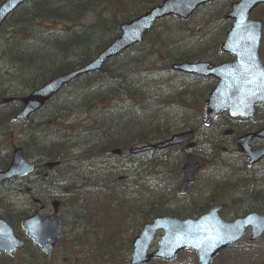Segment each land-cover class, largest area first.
Instances as JSON below:
<instances>
[{
	"label": "trees",
	"instance_id": "16d2710c",
	"mask_svg": "<svg viewBox=\"0 0 264 264\" xmlns=\"http://www.w3.org/2000/svg\"><path fill=\"white\" fill-rule=\"evenodd\" d=\"M160 1L25 0L7 17L0 28V31L5 30L1 37L3 44L0 49V61L8 66L5 73L7 80H4V75L0 73V97L13 88L7 86L6 82L15 83L22 90L28 91L55 74L85 64L117 35L119 23L137 16ZM132 6H140L143 9L129 14V8ZM92 10H96L98 16L92 22L84 24L81 20ZM187 21L174 17L161 20L146 35L141 45L143 47H133L110 60L101 72L87 74L73 81L70 85H74L78 92L73 97H67L66 101L69 100L81 108L88 117L80 125L73 124L76 126L73 131L67 132L60 129V125H56L58 139L50 143L45 157L59 159L61 165L71 157L90 156L100 160L113 149L119 148L126 152L135 145L168 137L172 124L170 125L167 119V112L172 108L177 107L182 117L190 112H196L198 115L203 93L194 84L190 87L184 83V80L197 79L178 76L169 69L171 62L198 60L203 56V51L196 52L192 49L201 39H188L182 46H178V38L174 41L175 32L181 33ZM44 22L58 26L53 27ZM217 40L213 42L211 49L217 47ZM145 45L150 47L151 53H141V49L145 51ZM154 54L162 55L159 62L150 59ZM131 71H134V75L129 73ZM177 77L180 78L175 81ZM13 90L16 93L14 88ZM58 97L59 94L54 96L45 107L52 105L59 111L65 110V106H60ZM185 101H189V104ZM188 106L192 109H187ZM6 113L7 109L0 110V125H10L12 118H7ZM29 124L30 130L18 133V143L28 157L38 158L37 149L33 153L32 146L42 141L37 133V125L33 122ZM73 132L76 133L75 136L72 135ZM37 147L40 149L38 145ZM195 150L212 162L211 169L217 170L218 159L224 155L225 148L217 140L199 138ZM173 152L160 151L161 156L154 162L147 159V154H125L118 164L107 168L105 176L111 175L110 178H97L95 175L96 180L90 185L87 178L80 174V167L59 172V165L55 169L58 175L54 179L49 177L41 181L38 190H34L30 176L2 185L0 200H4L13 192L23 193L27 198L35 196L58 199L62 206L67 207L70 222L76 230L70 234L75 245L69 251L73 259L96 264H113L114 255L113 258L103 261V253H113L114 250L110 247L115 245L118 250L124 246L128 252L130 239L124 241L120 238V223L129 215H139L142 222H145L155 215L184 217L198 212L192 209L191 205L186 207L187 209L178 206L174 209L166 208L164 203L159 201L160 197H157V193L162 192L164 186L171 184L168 177L159 170L170 161V156L174 159L176 169L180 164V156H173ZM8 162V154L0 149V169L5 168ZM243 180L244 182L227 188L221 187L218 191L213 187L214 198L210 201H215V198L220 201L228 198L231 204L239 207V212H245L247 208L264 212V176L250 174ZM65 182L69 187L64 186ZM210 183L212 181L209 180L206 185L211 186ZM151 187L154 188L152 195L148 191ZM128 188L131 190L126 195L125 190ZM256 190L261 192L256 201L238 205L250 191ZM208 201L204 206L210 204ZM12 215L13 213H9L7 217L12 219ZM21 215L18 213L15 216L19 219ZM29 245L39 253L35 245ZM42 256L44 257L43 254ZM65 259L71 260L67 256ZM26 261L22 257L20 261L15 262L11 257L0 255V264H26Z\"/></svg>",
	"mask_w": 264,
	"mask_h": 264
},
{
	"label": "water",
	"instance_id": "95a60500",
	"mask_svg": "<svg viewBox=\"0 0 264 264\" xmlns=\"http://www.w3.org/2000/svg\"><path fill=\"white\" fill-rule=\"evenodd\" d=\"M24 1L2 0L0 2V26L7 16ZM210 1L213 0H162L160 4L154 5L144 14L121 23L118 27V35L85 65L46 81L21 98V109L16 119L26 120L64 85L86 73L99 72L108 59L142 42L144 33L150 31L157 20L166 16L185 20L198 6ZM259 3H264V0H238L230 4L229 11L223 16V19L232 20V24L219 50L221 53L232 56V60L222 61L216 65L209 61H182L171 65L174 71L200 77H212L217 80L203 105L204 126H210L223 112L236 118L250 117L255 110V105L264 103V66L258 57L262 24L260 20L249 19V12ZM7 101L5 98H0V104ZM230 133L231 131L228 130L224 134ZM193 137L191 131H185L173 134L156 144L131 148L129 153L138 154L152 149L180 146L191 141ZM255 137L264 140V128L236 139V142L243 146L249 164L258 162L264 157L262 148L255 151L249 150V142ZM199 160L200 158L193 154L186 156L182 166L183 179L178 192H184L185 187L191 183L194 164ZM56 164H58L57 161L46 163L45 167L51 168ZM33 170L34 165L27 161L22 149L15 148L9 165L0 171V184L14 177H24ZM33 203L42 209L40 200L33 199ZM51 204L56 213L58 202L53 201ZM221 207H212L196 219L153 217L151 221L143 225L140 233L133 239L129 264H144L154 257L173 261L178 251L187 247L196 251L199 264H210L219 250L241 240L247 229L250 232V241H255L264 234V214L253 211L237 216L231 221H224L218 216ZM21 228L27 238L37 244L47 256H50L51 245L61 236L58 217L55 215L40 218L37 211L21 221ZM159 231L163 233L160 235L158 248L148 253L153 238ZM24 244L25 240L16 237L12 227L0 219V251L12 255Z\"/></svg>",
	"mask_w": 264,
	"mask_h": 264
},
{
	"label": "rangeland",
	"instance_id": "374dc122",
	"mask_svg": "<svg viewBox=\"0 0 264 264\" xmlns=\"http://www.w3.org/2000/svg\"><path fill=\"white\" fill-rule=\"evenodd\" d=\"M235 0H216L213 2H210L200 8L193 14V16L185 23L184 28L181 33L175 32V40L178 38L179 43L178 46H182L184 42H186L188 39H201L200 43L198 40V44H196L192 49L196 52L203 51V56L200 58L202 60H209L211 62H216L219 60L225 59V57L221 54H219L217 48L211 49L210 47H213V42H215L217 39L219 42H221L223 36H224V29L228 27V22L222 20V15L226 11L228 5L230 2ZM226 7V8H225ZM140 6H132L129 8V14H132L133 12L137 10H142ZM253 17H258L263 21L264 24V6L258 7L253 11ZM105 15V12L104 14ZM98 16V12L96 10H92L86 14L83 20H81L84 24H88L89 22H92L95 17ZM50 22H44V24H47ZM49 25L53 27H57V24L50 23ZM175 29L177 26L174 27ZM5 33L4 31H0V49L1 44H3L2 35ZM195 39V40H197ZM217 40V41H218ZM143 47V46H141ZM141 47H137V49H140ZM145 51L141 49V53L148 54L151 53L150 47L147 45L144 46ZM190 48V49H191ZM185 49V47H183ZM260 58L262 62L264 63V25H263V39L262 44L260 47ZM138 56V55H137ZM162 58V55H153L151 56V60H155L157 62L160 61ZM8 70V66L4 64L3 61H0V73L4 75V80H7V76L5 73ZM180 76V74H177ZM180 77H177L179 79ZM187 78V77H184ZM178 83V82H176ZM184 83L186 86L192 87L194 84L198 90H201V93H203V99L202 103L207 96L209 90L213 87L214 81L211 78H199L196 81H188L184 80ZM7 86H12L17 94L25 93L26 91L22 90L20 87H18L15 83H9L6 82ZM75 86L70 85L63 92L59 94L58 99H60V106H65V110L59 111L57 108H53L52 105H48L47 107L43 108L41 111H39L35 116L34 119L36 122H42L47 121L49 119L55 121L60 120L58 122H62V125L60 128L65 130H74L76 126H73V124H78L81 121L84 120V117L87 118V114H79V116L84 117H77L73 116L70 113H68L69 110H71L75 105L74 103H71L69 100L66 101L67 97H73L75 94L74 90ZM193 90V88L191 89ZM27 93V92H26ZM200 100V98H199ZM65 101V102H64ZM201 101V100H200ZM185 103L189 104V101H185ZM201 103V104H202ZM200 104V113L197 115L196 112H190L185 115V117L180 114L179 109L172 108V110H169L167 112V119H169L170 125L172 124V130L171 134L179 133L186 131L188 129H191L194 131L196 138H203V139H216L220 142V144L227 149H230L229 154L232 160V163L235 167L242 164L244 157L237 151V148L233 142V138L242 135L247 128L255 127L257 125L264 126V106L257 107V110L254 114V116L249 120H239L234 119L231 117H228L226 115H222L219 119H217L209 128H205L201 124V107ZM57 106V107H60ZM187 109H192L191 106H188ZM76 115V114H75ZM248 121V122H246ZM80 125V124H79ZM68 126V128H67ZM227 129H232L234 136H222L223 133ZM51 131L50 128H44L45 133H49ZM73 136L76 135L75 132L72 133ZM44 134H40V141H43ZM17 135L12 132L10 134L9 132L3 133L0 131V148L4 149V152L10 153L11 149L17 145ZM197 142V140H195ZM262 144L261 140H255L252 145H254L253 148H256V146H259ZM181 152V153H180ZM189 152V150L182 147L181 149H176L173 153L176 157H183L184 154ZM242 155V156H241ZM173 157L170 156V161H167V164L163 169H160L159 171L163 172L167 177L168 180L171 181V184L169 183L167 187L164 186V189L159 191L157 193V197H160V202L164 203V206L166 208L174 209L176 206L179 208H189L187 205L188 201L194 200L196 203H198L196 207H199L202 205L204 196H199V186L200 189H202L201 185L202 182L207 179V176L211 174L212 171L208 169V167L204 166H198L197 167V175H196V182L188 189L187 193L183 196L178 195L176 192V188L181 180V173H180V164L178 166V169H176V165L173 163ZM95 161L92 162H74L70 163V167L73 168H81V175L83 177H86L88 182H93L96 180V177H92L91 170L94 165ZM181 163V161H180ZM64 169H59V172H63ZM108 172V171H107ZM248 172H252L259 176L262 172H264V161L258 163L256 166L252 167ZM228 173V170H227ZM107 174V173H106ZM110 174V172L108 173ZM223 173L219 172L218 176H222ZM58 175V172L55 171L51 174V176L55 177ZM116 176V175H115ZM111 175H107L106 179L110 178ZM168 181V182H169ZM130 188L126 189V195L130 192ZM149 194L152 195L154 188H149ZM199 196V197H196ZM7 201V200H6ZM9 204H12V208L15 209L13 213L11 225L15 232L18 233V235L21 234V229L19 227V219L17 217H14L18 213L20 215L26 213H32V206L21 196L15 197L14 199H11L7 201ZM201 202V203H200ZM205 203V202H204ZM226 203V202H225ZM195 203H193L194 205ZM195 206V205H194ZM187 207V208H186ZM256 209H250L247 208L246 211H251ZM258 211V210H257ZM1 212V209H0ZM51 212V208L47 207V211L45 215ZM237 212H239V207L237 205L228 203L226 207L221 212V216L224 219L231 220L236 215ZM21 215V216H22ZM60 218L62 219V231L63 236L61 239V242L56 246V248L53 249V255H52V262L62 264V258L65 256H68L69 251L74 245L73 236L70 235L73 229V223L70 222L69 214L67 213V207L62 206L61 211L59 212ZM239 215V214H238ZM2 218H6L5 216H2ZM144 222H142L139 215H129L126 217L123 221L120 223V231L121 235L120 238L124 241L128 239H133L141 230L142 225ZM76 230L74 229L73 232ZM130 244V243H129ZM157 244V241H155V246ZM114 250L113 253L110 251L104 252V258H113L116 260H124L125 263L129 259V253L125 254V248L122 246L120 250H118V246L115 245L113 247H110ZM24 257L27 260V263L31 264H46L45 259L41 258L39 253H37L34 249L30 247V245H27V247L23 250L17 251L11 258L15 262L20 261L21 258ZM112 259V260H114ZM264 263V236L258 240L257 242L251 243L248 241L247 238L244 239L242 243H239L237 246H234L232 248H229L227 250H224L221 252L219 256L215 258L212 264H259ZM151 264H161L158 262H153ZM175 264H196L194 253L185 250L180 255L178 260L175 262Z\"/></svg>",
	"mask_w": 264,
	"mask_h": 264
},
{
	"label": "bare ground",
	"instance_id": "6f19581e",
	"mask_svg": "<svg viewBox=\"0 0 264 264\" xmlns=\"http://www.w3.org/2000/svg\"><path fill=\"white\" fill-rule=\"evenodd\" d=\"M132 19H134V17L130 18L129 20H132ZM117 35H118V33H117ZM179 62H182V61H179ZM179 62H171V63H179ZM72 70H74V68L71 69V70L65 71V72H61V73L55 74V75L51 76L46 81H49L50 79L58 77V76H60V75H62L64 73H67V72L72 71ZM129 73L134 75V71H133V73H132V71L129 72ZM191 77L196 78V79L204 78V77H200V76L193 75V74H191ZM75 80H76V78L74 79V81ZM45 82H43L42 84H44ZM42 84H40V85H42ZM40 85H37L34 88H36V87H38ZM68 86H70V85H64L57 92V94H60L61 92H63L65 90V88H67ZM34 88H32L31 91ZM74 90H75V94L73 96H75L77 94V92H78L77 88H74ZM24 96L25 95H23V96L17 95L15 93V91L13 90V88H11L10 91H8V93H6L4 95L3 98L8 100L6 102V104L8 106L6 116H7V118H12V121L10 122L11 127H10V125L9 126L8 125H0V131H2L3 133L9 132L10 134H12V132H13V133H15L17 135L18 133H20L22 131L30 130L29 122L35 123L37 125V127H38L37 128V133L38 134H44V138H43L44 140L42 142H39V144H37L40 147V149L37 147V145L36 146H32V150H33L32 152L35 153V150L37 149L36 150V154H38L37 155L38 159L41 162H46L48 160V158L45 157V154H48L49 147L51 146L50 143H53L56 139H58V138H56L58 136V132L56 130V128H57L56 125L57 126L58 125L61 126L62 122H58V121H60L59 119L55 120V121L49 119L47 121L36 122L35 119H34V116L41 110H36L35 112H33L29 116V121H27V119L26 120H18V119L16 120V115L21 109V105H20L19 99L23 98ZM78 98H80V96H78ZM68 113H70L73 116H77L78 118L79 117H84V115L83 116H79V114H81V115L85 114V113H83V111H81V108L77 107L76 105L71 110H69ZM85 119L86 118L84 117V120ZM84 120L81 121L78 124H81L82 122H84ZM98 122L99 121H97V123ZM44 128H50L51 131L49 133H45L44 132ZM67 128H68V126H67ZM60 129H62V128H60ZM65 131L68 132V130H65ZM231 131L233 132V130H231ZM222 136H224V135H222ZM208 139H210V138H208ZM193 140H197V142H198L199 138H193ZM210 140H215L216 141L217 138L216 139H210ZM261 148L264 149V147H261ZM160 151H162V150H160V149H152V150H149L147 152H144L143 154H147V159H150L152 162H154L161 156ZM229 151H230V149L225 148L224 155L218 159L217 170L216 169H211L212 167H209L208 169L210 171H212V172H211V174H209L207 176V179L204 180V181H209V180L212 181V183H210V184H211V186L216 187L217 191L220 190L221 187H226L227 188V187L236 185L238 183L244 182L243 179H245L250 174L258 176V175L254 174L252 172H248V170H250L252 167L256 166L258 163L264 161V157H263L262 159L259 160L258 163L255 162V163L249 164L248 158H244L245 160H243L242 164L239 165V168H238V166L235 167L234 164L232 163ZM23 155H24V157L27 159V161L29 163L31 161L33 162L34 168L38 167L39 161L35 160L37 158L28 157L29 155H27L25 151H24ZM10 157L11 156H8V160L10 159ZM124 157H125V155H124L123 152H121V151L114 152V149H113L112 151H110V153L108 155H104V157L102 159H100V160L94 159V157H90V156H86V157L85 156L71 157L70 159L68 158L65 164L63 163L61 165V163L59 162V165H60L59 168L60 169H70V170H72V169H76V168L70 167V163L81 162V161H85V162L95 161V163H94L95 166H93L92 170H91L92 177H94L96 175L97 178H101V177L105 178L106 177L105 175H106V173L108 171L107 168L109 166H111V165L118 164L119 161L122 158L124 159ZM210 164H212V162L209 161L208 158H206L205 162H204V167L207 166V165H210ZM164 166H165V164H164ZM222 166H224V167L219 169ZM56 168H54L53 171H48V172H51V174H52L53 172H55ZM227 170H228V173H227ZM0 171H1V169H0ZM73 172H76V171L73 170ZM219 172L223 173L222 176H218ZM36 173H39L38 170H36ZM51 174L48 177H46L45 179L44 178L43 179L39 178L37 176H32L31 177V181H32V185H33L34 190H38L40 188L39 184H40L41 181L47 180L49 177L50 178L52 177L54 179L55 177L51 176ZM262 175L264 176V172L259 174L258 177H261ZM25 177H27V176H25ZM21 178H24V177H21ZM17 179H20V178H17ZM91 183L92 182H89L88 185H90ZM64 186L65 187H69L67 182L64 183ZM42 190H45V189H42ZM20 194L21 193H19V192H17V193L13 192L12 194L7 195L4 198V205H3L2 209H1V215L2 216L6 215V217H7L9 215V213H14L15 209H13L12 208V204H9L7 201H9L11 199H14L15 197H19ZM258 196H261V192L260 191H257V190H256V192L255 191H250L249 195H247L245 198L241 199L242 200L241 202H238V205L241 206V203L243 205H245L247 202H254V201H256V199H258ZM22 197L25 200L28 201L26 195H24L23 193H22ZM211 198H214V195H210L209 198H208L209 201L208 200H206V201H208L209 203H214V202H216L218 200V198H215V201H210ZM27 264H31V263H27Z\"/></svg>",
	"mask_w": 264,
	"mask_h": 264
},
{
	"label": "flooded vegetation",
	"instance_id": "af4514ba",
	"mask_svg": "<svg viewBox=\"0 0 264 264\" xmlns=\"http://www.w3.org/2000/svg\"><path fill=\"white\" fill-rule=\"evenodd\" d=\"M41 166L42 165L38 164V172L39 173H37L36 176L39 177V178H42V179L44 178L45 179L46 177H48L51 174V172L47 173L46 171H49V170H45V169H43V166L42 167ZM48 204H49L48 201H43V209H42V213L41 214L45 215V213L47 211ZM36 209L37 208L35 206L34 207L32 206V211H35ZM61 225H62V220H61ZM45 262H46V264H58V263H53L52 261H49V260H47ZM62 264H96V263H93V262H81L77 258H74V259H71L68 262L64 261Z\"/></svg>",
	"mask_w": 264,
	"mask_h": 264
}]
</instances>
